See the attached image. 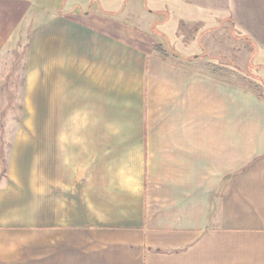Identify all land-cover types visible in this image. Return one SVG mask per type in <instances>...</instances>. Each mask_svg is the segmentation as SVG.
Wrapping results in <instances>:
<instances>
[{"label": "crops", "instance_id": "0c3cea01", "mask_svg": "<svg viewBox=\"0 0 264 264\" xmlns=\"http://www.w3.org/2000/svg\"><path fill=\"white\" fill-rule=\"evenodd\" d=\"M77 3L0 0V264H264V93Z\"/></svg>", "mask_w": 264, "mask_h": 264}, {"label": "rangeland", "instance_id": "374dc122", "mask_svg": "<svg viewBox=\"0 0 264 264\" xmlns=\"http://www.w3.org/2000/svg\"><path fill=\"white\" fill-rule=\"evenodd\" d=\"M76 2L83 8L112 11L110 17L123 25L143 30L149 10H167L175 21L152 26L155 48L176 59L199 55L210 72L264 93V0H66V7ZM29 28L25 24L20 30L23 38L16 35L1 52L5 81L0 82V141L4 123L11 118L7 115L21 106L23 44Z\"/></svg>", "mask_w": 264, "mask_h": 264}, {"label": "trees", "instance_id": "16d2710c", "mask_svg": "<svg viewBox=\"0 0 264 264\" xmlns=\"http://www.w3.org/2000/svg\"><path fill=\"white\" fill-rule=\"evenodd\" d=\"M4 172H5V166L4 168L2 167V170L0 171V177L4 175Z\"/></svg>", "mask_w": 264, "mask_h": 264}]
</instances>
